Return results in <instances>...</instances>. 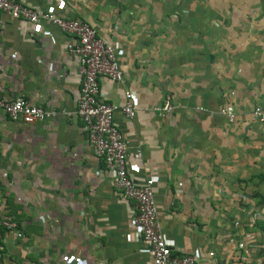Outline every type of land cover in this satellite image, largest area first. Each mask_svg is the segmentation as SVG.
<instances>
[{
  "label": "crops",
  "instance_id": "crops-1",
  "mask_svg": "<svg viewBox=\"0 0 264 264\" xmlns=\"http://www.w3.org/2000/svg\"><path fill=\"white\" fill-rule=\"evenodd\" d=\"M16 1L81 19L118 49L123 81H101L100 89L112 104L133 94L134 118L115 113L113 122L129 153L141 154L128 156L127 172L137 185L152 179L169 244L202 264H264V122L252 116L254 107L264 112V0H156L155 21L141 19L139 35L117 0L107 9L104 0ZM72 43L53 27L0 14V97L55 113L25 126L0 112V217L21 232H1L0 263L150 264L131 226L132 204L112 189L75 117ZM165 102L172 112L161 118L153 108ZM246 178L254 181L240 184L247 203L236 227L212 223L209 205Z\"/></svg>",
  "mask_w": 264,
  "mask_h": 264
},
{
  "label": "built area",
  "instance_id": "built-area-1",
  "mask_svg": "<svg viewBox=\"0 0 264 264\" xmlns=\"http://www.w3.org/2000/svg\"><path fill=\"white\" fill-rule=\"evenodd\" d=\"M0 14L10 20L25 22L31 28L38 24H44L47 29L53 27L72 39L73 43L67 46L66 51L76 61L79 92L75 117L85 130L87 144L94 157L110 175L112 189L121 200L132 204L131 226L135 230L136 240L144 247L150 264H202L196 254L175 249L165 239L160 228L152 179L146 178L142 184L137 185L128 175V156L139 160L141 154L137 150L129 153L127 142L113 122V115L120 113L123 118L131 121L136 113L134 97L131 92L123 91V102L112 104L107 102L100 89L101 81L111 84H121L123 81L118 49L104 41L91 25L78 18L39 12L16 0H0ZM29 33L34 34L35 31L30 29ZM153 111L163 118L172 112V107L165 102L154 107ZM0 112L10 122L25 126L44 122L55 115L53 111L32 106L22 97H0ZM217 113L228 122L234 120L231 110L220 108ZM252 116L258 122H264L261 107H254ZM1 232H12L17 238H21L17 224L0 217V254Z\"/></svg>",
  "mask_w": 264,
  "mask_h": 264
},
{
  "label": "rangeland",
  "instance_id": "rangeland-1",
  "mask_svg": "<svg viewBox=\"0 0 264 264\" xmlns=\"http://www.w3.org/2000/svg\"><path fill=\"white\" fill-rule=\"evenodd\" d=\"M104 1L105 2L103 5L106 6V9L110 8V3L107 0H104ZM154 1L156 2V0H117L116 9L120 11L119 12L120 18L125 19V22H126L125 25H133L134 27H137V28L139 26L138 29L136 28V32L139 35L140 29L143 26L142 23H140L141 19L145 21H151V22L155 21V13L152 12L150 9L151 7L150 4L153 3ZM166 3L169 4V0H166ZM143 6H147V10L145 12L140 11V8ZM167 17L169 18V16ZM118 25H121V24L118 23L117 26ZM117 26L115 27L117 28ZM105 27L107 28L106 31L109 32L110 34L109 26H107L106 24ZM116 30L117 29H115L114 27L111 28V31H116ZM261 175L262 173H260L259 175L260 180L258 184H260L263 180L261 178ZM250 181H254V178L253 180L250 178H246L244 180L239 181V184L236 185V188H233V189L227 188L226 194L221 193L223 194V197H226V199H224L225 202L223 201H220V203L212 202V204L209 205L211 213L212 214L216 213L218 216L217 220L212 221V223L217 224V225L219 224V226L222 225V227H226L227 230H231L236 227L235 226L236 220L234 218L236 216L235 214H237L239 210H242V207H244L247 203L242 197L243 193H242V189H240V184H246L247 182H250ZM219 192H220L219 189H216V194H219ZM252 192H257V191L252 189ZM180 207L184 209L187 208V206H180ZM72 259L73 258H70V261Z\"/></svg>",
  "mask_w": 264,
  "mask_h": 264
}]
</instances>
